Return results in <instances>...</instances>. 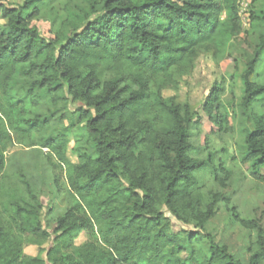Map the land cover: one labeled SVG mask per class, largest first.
<instances>
[{"label": "trees", "instance_id": "trees-1", "mask_svg": "<svg viewBox=\"0 0 264 264\" xmlns=\"http://www.w3.org/2000/svg\"><path fill=\"white\" fill-rule=\"evenodd\" d=\"M51 1L61 2L1 6L0 264H264L258 220L242 222L258 231L248 263L207 232L224 196L206 178L221 181L228 169L213 153L200 157L192 141L199 109L164 95L179 89L204 54L239 67V0H66L61 14L52 8L46 35L39 22ZM243 59L240 107L256 114L264 99L257 80L264 27ZM221 91L217 83L200 104L220 128ZM71 142L77 162L68 156ZM15 143L47 149L64 172L69 206L52 231L25 174L6 171ZM240 161L264 180V115L246 129ZM171 216L204 231L209 249L186 254L197 232L176 230ZM27 246L39 252L30 255Z\"/></svg>", "mask_w": 264, "mask_h": 264}, {"label": "rangeland", "instance_id": "rangeland-1", "mask_svg": "<svg viewBox=\"0 0 264 264\" xmlns=\"http://www.w3.org/2000/svg\"><path fill=\"white\" fill-rule=\"evenodd\" d=\"M72 1L83 3L85 6L89 4L88 0ZM65 2L66 0L51 1V5L48 6L50 8L46 9L47 17L39 22L44 34L48 35L53 25L52 8L61 14ZM22 3L23 0H0V26L5 22L1 6H18ZM239 5L242 17L245 19L243 31L236 38L233 48L236 57L240 58L239 67L231 58H225L218 63L212 55L204 54L198 59L193 73L184 77L179 89L165 90L164 95L178 96L181 102L188 100L199 109L201 121L192 135V141L197 150H202L200 157L205 158L209 153H213L216 164L221 161L228 169V175L222 172L221 181L213 178L212 174L206 178L207 187L224 196V199L217 203L215 214L208 221L206 230L213 235L217 243L228 246L231 253L242 262L248 263L251 250L256 249L258 231L246 227L242 222L258 220L264 232V180L255 179L250 167L240 161V156L244 147L246 129L252 126L254 120L264 115V99L260 101L256 114L244 113L240 107L243 95L240 74L244 69L243 58L251 55L264 27V0H239ZM257 80L264 81V64L258 70ZM217 83L222 85L221 102L224 105L218 118L221 128L209 119L207 112L200 106ZM76 107V103L68 102L70 112H74ZM72 147L71 142L68 156L73 162H77V157L71 151ZM5 155L6 171L12 174L23 172L34 192L42 200L43 224L52 231L56 219L69 206L68 184L56 158L47 149L39 146L26 147L18 143L10 145ZM255 163L253 162L252 165ZM259 171L264 176V166ZM171 220L176 230L185 228L197 232V239L193 243H185L186 254L193 248L209 249L204 231L193 225L184 226L173 216ZM85 239L86 234L83 233L77 243L80 244ZM25 251L30 255H36L39 248L27 246Z\"/></svg>", "mask_w": 264, "mask_h": 264}, {"label": "built area", "instance_id": "built-area-1", "mask_svg": "<svg viewBox=\"0 0 264 264\" xmlns=\"http://www.w3.org/2000/svg\"><path fill=\"white\" fill-rule=\"evenodd\" d=\"M239 8H240V5H239ZM240 15H241L242 22H243V26H244V24H245V19L242 17L241 11H240Z\"/></svg>", "mask_w": 264, "mask_h": 264}]
</instances>
